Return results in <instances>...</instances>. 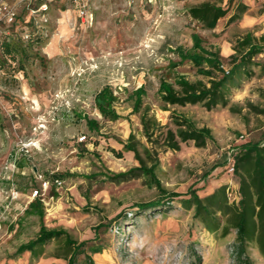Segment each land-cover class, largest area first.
<instances>
[{
	"label": "rangeland",
	"instance_id": "obj_1",
	"mask_svg": "<svg viewBox=\"0 0 264 264\" xmlns=\"http://www.w3.org/2000/svg\"><path fill=\"white\" fill-rule=\"evenodd\" d=\"M82 3L86 18L73 0H0V7L13 6L17 12L15 26L0 25V44L17 47L14 57L0 55V264H67L53 256L58 243L47 245L37 258L29 253L11 258L42 225L86 242L76 264H86V255L95 264H264L253 244L237 258L231 249L234 234L208 232L179 198L169 209L140 214L136 204L162 197L147 177L120 183L106 179L139 165L124 149L131 132L136 142L150 146L140 114H132L130 97L143 86V106L162 125L176 112L197 127L210 128L213 136L203 148L193 142L181 145L180 151L154 145L161 186L178 194L197 189L201 197L220 184L234 191L238 181L228 172V156L249 140H264V75L254 69L249 78L237 79L229 106L211 111L201 104L163 110L157 90L161 80L173 82L177 76L208 82L175 52L190 50L194 33L205 48L218 50L228 70L234 39L249 31L264 33V0H257L247 27L226 25L227 16L215 31L203 30L189 17L187 10L196 1ZM43 4L46 10L36 11ZM23 33L30 37L24 39ZM103 88L115 97L116 120L104 118L96 108L95 96ZM90 119L97 129L88 127ZM82 136L86 139L79 141ZM92 174L98 177L84 179ZM48 180L45 189L42 183ZM35 190L41 196L32 197ZM34 199L41 203V218L25 212Z\"/></svg>",
	"mask_w": 264,
	"mask_h": 264
},
{
	"label": "trees",
	"instance_id": "obj_2",
	"mask_svg": "<svg viewBox=\"0 0 264 264\" xmlns=\"http://www.w3.org/2000/svg\"><path fill=\"white\" fill-rule=\"evenodd\" d=\"M191 1L197 3L188 8L189 17L203 30L208 31H215L218 22L228 15L226 25L239 21L249 8L244 0ZM191 38L190 50L176 48L175 52L181 62H191L201 75L208 78V82L201 80L192 82L184 76H177L173 82L161 80L157 94L164 104L163 110H168L167 107L197 104H201L208 111L217 107L226 108L230 104L231 92L236 88L237 79L249 78L254 74V69H259L261 75H264V33L255 36L249 31L234 39L233 54L228 57V70L224 69L218 50L205 48L203 40L196 33L192 34ZM15 47L3 41L2 54L14 57V51L17 50ZM144 96H146V91L143 86L132 92L130 95L133 100L132 114H140L142 133L150 146L136 142L131 132L124 144V149L133 153L139 165L126 172L108 174L107 181L120 183L145 176L150 184L158 189L162 197L155 201L136 204L135 207L140 214L151 210L169 209L171 201L179 198L180 205L192 210L193 220L199 222L208 232L220 234L222 237H226L231 232L234 234L231 249L237 258H243L247 246L253 244L264 259V140H249L233 153V174L238 181L237 202L228 200L227 185L215 188L204 197L199 196L198 190L192 188L185 194L167 192L155 175L158 160L155 157L154 145H159L164 150L180 151L181 145L193 142L195 147L203 148L208 141H212L213 136L210 128L197 127L184 114L176 112H171L169 122L162 125L155 115L150 113V108L143 106ZM114 100L115 97L109 88H103L95 96L96 108L104 118L109 120H116L120 117L112 108ZM259 113L262 112L259 111ZM87 125L91 129L98 128L97 122L92 119L87 120ZM112 152L116 153L118 158L122 155L121 152L114 150ZM147 162H151V165L148 166ZM215 167L217 165L212 166L211 170ZM209 172L204 173L203 177H206ZM97 177L92 174L85 176L84 179L91 182ZM51 193L52 196H57L53 190ZM25 212L35 213L41 218L43 211L40 201L34 199L29 203ZM51 243H58L53 256L66 260L67 264H76L77 256L85 254L86 242L78 243L63 229H48L42 225L37 235L19 245L11 258H18L24 253H29L32 258L40 257L44 254L45 247ZM97 251L96 249L91 250L92 253ZM85 260L86 264H95L89 255L85 256Z\"/></svg>",
	"mask_w": 264,
	"mask_h": 264
},
{
	"label": "built area",
	"instance_id": "obj_3",
	"mask_svg": "<svg viewBox=\"0 0 264 264\" xmlns=\"http://www.w3.org/2000/svg\"><path fill=\"white\" fill-rule=\"evenodd\" d=\"M75 3H77V6L79 8V15L82 18H86L87 16V12L86 9L84 8V4L82 3V5L80 6L79 3H81V0H73ZM46 10V5H41L39 7L38 10L36 11H45ZM36 11H33V13H35ZM16 9L13 6H1L0 7V25L4 24L7 27H11L13 26V24L16 21ZM24 39H28L30 37L29 34L23 33L22 36ZM86 139L85 136H82L79 138V141H84ZM227 168H228V172L233 173L234 171V157L233 154L229 155L227 158ZM40 179H42L41 176H39ZM54 183L56 184V186H61L62 182L58 181V180H54ZM43 188H48L49 186V180L48 181H43L42 183ZM37 196H41L40 194V190H35L32 194V197H37ZM227 196H228V200L230 202H237L238 200V195L236 193V191H231L229 188L227 189Z\"/></svg>",
	"mask_w": 264,
	"mask_h": 264
},
{
	"label": "crops",
	"instance_id": "obj_4",
	"mask_svg": "<svg viewBox=\"0 0 264 264\" xmlns=\"http://www.w3.org/2000/svg\"><path fill=\"white\" fill-rule=\"evenodd\" d=\"M244 2L248 5V10H247V12L243 15V17L239 20V21H237V22H235V23H238V24H240V25H242V26H245V27H247L248 25H250V23H252V20H251V12L253 11V9H254V6H255V4H256V2H257V0H244ZM228 17H229V15H228ZM251 21V22H250ZM1 45H2V43L0 44V54L2 55V51H1ZM221 185H224V184H220L219 186H221ZM226 185V184H225ZM237 188H238V185L236 184V185H234V191H236L237 190ZM215 188H213L212 189V191L214 190ZM211 191V192H212ZM211 192H209V193H211ZM207 195V194H206ZM30 202H32L31 200L29 201V202H27L28 203V205H29V203Z\"/></svg>",
	"mask_w": 264,
	"mask_h": 264
}]
</instances>
